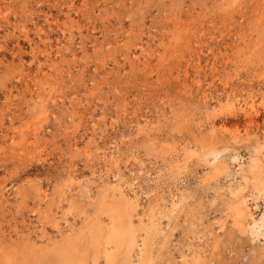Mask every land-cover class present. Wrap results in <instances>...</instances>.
Wrapping results in <instances>:
<instances>
[{
    "label": "rangeland",
    "instance_id": "1",
    "mask_svg": "<svg viewBox=\"0 0 264 264\" xmlns=\"http://www.w3.org/2000/svg\"><path fill=\"white\" fill-rule=\"evenodd\" d=\"M0 264H264V0H0Z\"/></svg>",
    "mask_w": 264,
    "mask_h": 264
},
{
    "label": "bare ground",
    "instance_id": "2",
    "mask_svg": "<svg viewBox=\"0 0 264 264\" xmlns=\"http://www.w3.org/2000/svg\"><path fill=\"white\" fill-rule=\"evenodd\" d=\"M126 225V224H125ZM125 227H123V229H124ZM126 232V231H125Z\"/></svg>",
    "mask_w": 264,
    "mask_h": 264
}]
</instances>
